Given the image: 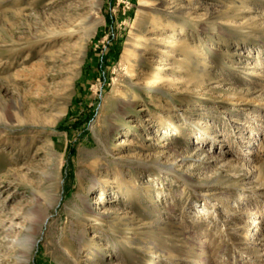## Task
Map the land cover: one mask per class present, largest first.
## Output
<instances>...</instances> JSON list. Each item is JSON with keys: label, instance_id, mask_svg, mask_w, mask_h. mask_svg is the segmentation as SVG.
Listing matches in <instances>:
<instances>
[{"label": "rangeland", "instance_id": "obj_1", "mask_svg": "<svg viewBox=\"0 0 264 264\" xmlns=\"http://www.w3.org/2000/svg\"><path fill=\"white\" fill-rule=\"evenodd\" d=\"M0 264H264V0H0Z\"/></svg>", "mask_w": 264, "mask_h": 264}, {"label": "bare ground", "instance_id": "obj_2", "mask_svg": "<svg viewBox=\"0 0 264 264\" xmlns=\"http://www.w3.org/2000/svg\"><path fill=\"white\" fill-rule=\"evenodd\" d=\"M125 143V142H124Z\"/></svg>", "mask_w": 264, "mask_h": 264}]
</instances>
